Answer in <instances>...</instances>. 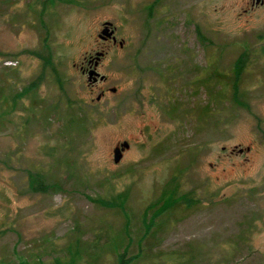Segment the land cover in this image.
Wrapping results in <instances>:
<instances>
[{"label":"rangeland","instance_id":"374dc122","mask_svg":"<svg viewBox=\"0 0 264 264\" xmlns=\"http://www.w3.org/2000/svg\"><path fill=\"white\" fill-rule=\"evenodd\" d=\"M119 255L264 264V0H0V264Z\"/></svg>","mask_w":264,"mask_h":264},{"label":"flooded vegetation","instance_id":"af4514ba","mask_svg":"<svg viewBox=\"0 0 264 264\" xmlns=\"http://www.w3.org/2000/svg\"><path fill=\"white\" fill-rule=\"evenodd\" d=\"M112 27H113V26H112ZM114 30H115V29H114ZM114 33H115V31H114ZM114 35H115V34H114ZM110 40H111V42H112L113 44H115L116 41H117V40H115V42H113V39H112L111 37H108V38H106V39H102V42H107V41H110ZM118 45H119V44H118ZM120 47H121V46H120ZM97 53H99L98 56H96ZM105 54H106V51H104V50H97V51H95V52L92 53V54L85 55V56H84V61H83V63H81V64L79 65L80 72H81L83 75H86L87 83H88V85L91 86L92 88H96V87L100 86L102 83H104V81H105V77H104L103 79H100L99 77H97V79L94 80L93 78H94L95 74H92L90 80H88V78H89V73H88V71H89L90 69H92V68L95 67L96 71L99 72V70H98V66H99L101 60L104 58ZM95 62H97L96 65H95ZM99 73H100V72H99ZM100 74H101V73H100ZM103 94H104V91L101 90L100 94L98 95L99 99L97 98V100H100V98H101V96H102ZM123 151H124V150H123ZM123 151H122V152H123Z\"/></svg>","mask_w":264,"mask_h":264},{"label":"water","instance_id":"95a60500","mask_svg":"<svg viewBox=\"0 0 264 264\" xmlns=\"http://www.w3.org/2000/svg\"><path fill=\"white\" fill-rule=\"evenodd\" d=\"M98 37L100 39H106L108 37H111L113 39V42H115L116 37L114 35V27H112V23L110 21H104L102 24V29L100 30V33L98 34ZM118 44L120 46H122V41H119ZM99 53H97L96 56H98ZM97 62H95L96 65ZM89 73V78L88 80H90L92 74H95L94 76V80L97 79V77H99L100 79H103L105 76L103 74H100L99 72L96 71L95 67L90 69L88 71ZM111 91H114L115 88H110ZM99 99V97H97ZM128 147V143L126 141L121 142L118 146L114 147L113 149V160L114 162H118L119 159L121 158L122 155V151ZM248 149V147L246 148ZM240 152L242 151L241 149L239 150Z\"/></svg>","mask_w":264,"mask_h":264},{"label":"trees","instance_id":"16d2710c","mask_svg":"<svg viewBox=\"0 0 264 264\" xmlns=\"http://www.w3.org/2000/svg\"><path fill=\"white\" fill-rule=\"evenodd\" d=\"M248 55L243 53L240 55L236 61V66L238 67V70H242L244 68L245 62H248ZM234 89H237L236 83L233 84ZM31 175V174H30ZM30 188L33 191H45L47 188V184L44 182L43 176L36 172L33 176L31 175L30 178ZM119 264H125L127 260L124 259L123 255H119L118 257Z\"/></svg>","mask_w":264,"mask_h":264}]
</instances>
